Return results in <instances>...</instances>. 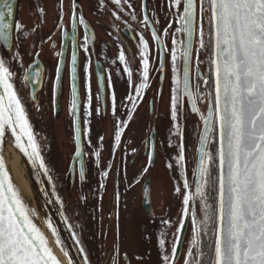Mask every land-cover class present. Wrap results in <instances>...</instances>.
I'll use <instances>...</instances> for the list:
<instances>
[{"label": "flooded vegetation", "instance_id": "obj_1", "mask_svg": "<svg viewBox=\"0 0 264 264\" xmlns=\"http://www.w3.org/2000/svg\"><path fill=\"white\" fill-rule=\"evenodd\" d=\"M15 4V24H20L22 30L17 31L14 25L11 49L0 40V58L15 73V90L49 170L47 191L56 209L38 196L45 221H51L56 228L62 246L69 253L68 259L72 257L62 230L75 233L89 264H113L114 258L116 264H163L160 233H166L165 250L170 255L182 218L184 193L183 178L175 159L179 154L180 138L174 134L170 99L175 87L172 40L186 37L175 32L179 24L173 16L174 9L169 8V0H127V3L122 0L119 7L113 0H62V4L61 0H12V5ZM145 7L150 26L143 23ZM133 14L136 19H132ZM80 17L84 24L78 22ZM170 23L171 28L168 27ZM153 28L160 43L152 38ZM165 30L167 35H164ZM204 31L206 47L199 48L198 36L194 37L189 67L194 92L197 71L209 81L207 86L200 82L199 92L203 98L197 100L200 113L207 116L209 93L214 96V75L209 64L212 53L207 46V14L204 16ZM25 32L27 36L23 34ZM141 35L148 43L149 88L144 91L143 99L136 101L137 108L128 121L132 108L128 97H134L135 93L124 69L127 67L131 71L133 86L141 83ZM121 51L126 64L119 61ZM16 53L20 54L19 62L12 59ZM74 53L77 57L76 85L80 104L76 115L81 127L83 181L79 175V159L75 158V117L71 110V60ZM161 58L164 61L162 70ZM98 66L103 70L102 88ZM57 67H60L59 84L56 82ZM37 72L38 78L24 79L25 75L34 77ZM182 74L183 60L180 57L177 78L181 81ZM89 83L92 94L90 116L85 111ZM113 94L116 98L115 116L112 114ZM117 121L127 123L119 146L114 140ZM178 123L184 142L186 178L194 193L193 169L198 160L203 121L200 114L191 111V104L183 96ZM100 137H103L102 142ZM153 144L154 162L149 159ZM217 147L218 126L212 133L208 150L215 155ZM97 150L100 151L99 167L94 154ZM169 163L173 165L172 169L167 167ZM104 171H108L106 178L102 176ZM211 171L217 173L216 165ZM177 186L181 188L180 194L175 192ZM208 202L215 206V193H209ZM195 206L197 220H202L199 200ZM165 220L170 221V226L162 223ZM180 237L175 264H184L191 247L190 217L184 219ZM204 240L211 242L210 236H205Z\"/></svg>", "mask_w": 264, "mask_h": 264}, {"label": "snow or ice", "instance_id": "obj_2", "mask_svg": "<svg viewBox=\"0 0 264 264\" xmlns=\"http://www.w3.org/2000/svg\"><path fill=\"white\" fill-rule=\"evenodd\" d=\"M75 2V0H73ZM127 3V0H123ZM118 7L122 0H113ZM62 4V0H61ZM128 7H132L128 4ZM169 8L179 27L175 29L186 39L172 40V72L173 84L170 99V117L173 121L175 135L180 138L178 156L175 158L183 178V209L179 227L176 229L171 254L165 250V232L160 233L159 247L164 253L163 264H175L178 255L180 232L184 227V219L190 217L192 222L191 247L187 250L184 264H264V0H169ZM208 16V47L211 50L209 59L210 72L214 75V96L209 93L210 103L207 116L200 113L197 100L202 99L199 92L201 81L205 79L197 71L196 91L190 84V60L193 54L194 37L198 36L199 48L206 47L204 16ZM115 15V13L113 14ZM12 0H0V40L8 41V31L13 27ZM61 20L63 16L61 14ZM116 19H120L116 16ZM132 19H136L132 15ZM84 24L82 17L78 21ZM159 21H156L158 23ZM143 23L150 26L144 9ZM172 27L171 23L168 25ZM87 28V25H85ZM17 31L22 26L15 24ZM27 36V33H23ZM165 30L164 35H167ZM75 37H73L74 39ZM152 38L160 43L156 30H152ZM140 54L142 57V81L133 86L132 73L125 67L129 86L134 87L135 96L129 95L132 108L128 113V121L137 108L136 101L143 99V93L149 88L148 43L141 35ZM179 45V47H177ZM85 46V52H87ZM179 53V55H178ZM38 55V54H37ZM182 57V81L177 78V60ZM14 61H20V54L13 55ZM119 61L126 64L124 52L119 54ZM71 68V110L75 117V158L80 162V179L85 178L84 162L81 146V127L76 115L80 104L76 85L77 57L72 55ZM20 67L23 65L20 63ZM163 60L161 58V70ZM102 69L98 66V80L103 87ZM87 73V68H85ZM15 73L6 61L0 58V148L10 133L17 149L48 176L32 126L29 123L25 107L14 87ZM24 76L25 80L38 78ZM56 82H60V67L56 69ZM109 86L111 81L109 79ZM86 115H91L92 94L90 83L87 85ZM186 97L191 104V111L200 114L203 121V134L199 138L198 160L193 169L195 182L194 193L186 178L184 142L178 123L181 110V97ZM98 111V110H97ZM112 114L116 115V98L112 96ZM87 123V122H86ZM218 126V147L215 155L208 150L212 133ZM114 134L115 145L119 146L127 123L117 121ZM87 135V132L85 133ZM100 142L103 137H100ZM169 142V147H171ZM96 164L99 167L100 151H95ZM155 145L152 146L150 161L154 162ZM218 161V163H217ZM216 165L217 173L211 171ZM111 167L110 165L108 166ZM172 169L173 165H167ZM146 171V169H145ZM108 176V171L102 173ZM51 181V177H49ZM103 187V184L101 185ZM175 192L181 193L176 187ZM215 193L216 204H210L209 193ZM200 202L203 213L202 220H197L196 201ZM60 202L59 200L57 201ZM35 213L24 202L19 191L14 187L3 157L0 156V264H60V261L49 246L45 234L33 221ZM170 226V221H162ZM55 243L61 246L65 257H69L67 249L51 221L46 222ZM210 236L211 242L204 240ZM73 238L76 239L75 233ZM79 244V240L76 241ZM79 251L84 252L83 247ZM203 257V259H201ZM126 258V257H125ZM67 264H73L71 258ZM83 264H89L83 257ZM113 264H116L114 258Z\"/></svg>", "mask_w": 264, "mask_h": 264}, {"label": "water", "instance_id": "obj_3", "mask_svg": "<svg viewBox=\"0 0 264 264\" xmlns=\"http://www.w3.org/2000/svg\"><path fill=\"white\" fill-rule=\"evenodd\" d=\"M15 7L16 4L13 6V16L11 17L13 21V27L8 31V41L6 42L9 49H11L13 44ZM0 93H2V90H0ZM13 139L14 138L11 137L10 133L6 134L3 146L0 148V156L3 157L5 168L9 173L14 187L21 194L25 204L34 211L35 216L33 217V221L47 237L49 246L60 261V264H67L66 257L63 255L59 246L55 243V238L52 236L50 230L46 226V221L42 212V206L38 201V196H40L45 201V203H50L53 209H56L51 201V198L48 196V177L43 174V170H41L38 165L33 166L27 157H25L23 153H21L19 149L15 147L14 143L12 142ZM62 233L63 235L65 234L66 243L74 264H83V257L85 255L79 251L80 245L76 242L77 239L73 238V234L71 232H64L62 230Z\"/></svg>", "mask_w": 264, "mask_h": 264}]
</instances>
